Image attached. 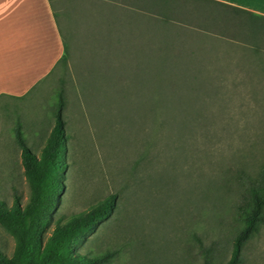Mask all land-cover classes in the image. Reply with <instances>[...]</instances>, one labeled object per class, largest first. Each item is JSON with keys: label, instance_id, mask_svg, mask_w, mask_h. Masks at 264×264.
Wrapping results in <instances>:
<instances>
[{"label": "rangeland", "instance_id": "1", "mask_svg": "<svg viewBox=\"0 0 264 264\" xmlns=\"http://www.w3.org/2000/svg\"><path fill=\"white\" fill-rule=\"evenodd\" d=\"M129 1L163 10L169 22L113 15L136 23L141 40H103L102 0L55 3L67 63L23 97L0 99V199L11 205L18 194L27 202L14 127L20 122L39 155L63 92L67 141L59 158L67 166L44 239L58 220L115 193L113 211L75 251L91 257L113 251L102 264L226 260L240 229V193L264 163V25L203 0ZM160 48L198 54L163 57L172 63L161 76L196 67L200 89L192 92L187 81L173 96L171 82L170 95H158L165 87L156 78ZM14 244L0 224V250L11 255ZM238 264H264V225L243 242Z\"/></svg>", "mask_w": 264, "mask_h": 264}, {"label": "trees", "instance_id": "2", "mask_svg": "<svg viewBox=\"0 0 264 264\" xmlns=\"http://www.w3.org/2000/svg\"><path fill=\"white\" fill-rule=\"evenodd\" d=\"M164 15L163 10L158 11V17L169 22V18ZM59 30L62 37L63 54L58 60L57 66L59 64L66 65L69 49L61 28ZM203 30L206 31V29ZM160 49H165V51L156 54L161 57L159 66H157L156 78L165 84V87L158 91V95L169 96L171 82L176 84L173 89L174 93L171 94L173 96L181 95L184 89L183 85L187 81H189L192 92L200 89L197 85L198 82L203 85L201 71L196 67H189V71L176 70L166 78L165 75H168V70L171 68L169 64L172 63V60L170 62L164 60L165 57H194L198 54L189 52L178 54L168 48ZM161 73H165V75L161 76ZM20 97L22 96H16V98ZM58 98L53 125L39 155L27 145L20 122L14 127L15 139L21 150V164L29 182L30 195L24 204L18 194L14 195L11 205L0 199V224L15 240L11 255L0 250V264H102L108 262L114 253L107 251L102 255L91 257L75 251L74 246L88 231L110 215L117 201L115 193L106 195L84 211L58 220L50 235L44 239L51 211L58 203L60 193L64 188L62 177L67 166L59 158V151L65 147L67 141L65 122L62 117L63 92L59 93ZM236 208L240 221L238 228L240 229L233 238L229 258L209 260L207 264H238L243 242L257 234L264 225V163L258 174L245 184Z\"/></svg>", "mask_w": 264, "mask_h": 264}, {"label": "crops", "instance_id": "3", "mask_svg": "<svg viewBox=\"0 0 264 264\" xmlns=\"http://www.w3.org/2000/svg\"><path fill=\"white\" fill-rule=\"evenodd\" d=\"M57 1L0 0V99L23 97L56 69L63 54L59 30V17L63 15L56 9ZM203 1L249 15L264 25V0ZM102 2L98 8L103 26L99 33L103 40H141L136 36L138 28L136 23L131 25L130 16L158 17V10L152 13L137 1ZM113 15L124 18L129 15L130 21H117ZM261 51L264 65V43Z\"/></svg>", "mask_w": 264, "mask_h": 264}]
</instances>
